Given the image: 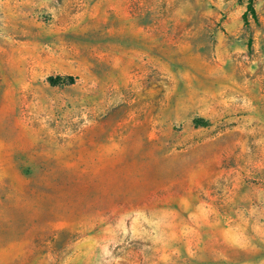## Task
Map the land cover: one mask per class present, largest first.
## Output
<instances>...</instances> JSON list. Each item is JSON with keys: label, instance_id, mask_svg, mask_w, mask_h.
Here are the masks:
<instances>
[{"label": "rangeland", "instance_id": "rangeland-1", "mask_svg": "<svg viewBox=\"0 0 264 264\" xmlns=\"http://www.w3.org/2000/svg\"><path fill=\"white\" fill-rule=\"evenodd\" d=\"M249 4L0 0V264H264Z\"/></svg>", "mask_w": 264, "mask_h": 264}, {"label": "trees", "instance_id": "trees-1", "mask_svg": "<svg viewBox=\"0 0 264 264\" xmlns=\"http://www.w3.org/2000/svg\"><path fill=\"white\" fill-rule=\"evenodd\" d=\"M253 1L254 0H250L249 9L251 10L253 16L256 17L255 16V11H254L253 6H252V2ZM59 79L61 80L60 82H63L65 84H68V83L71 84V83H74V81H75V77L74 76H65L63 78L60 77ZM50 81L52 82V84H54V85L56 84V81L54 80L53 77L50 78Z\"/></svg>", "mask_w": 264, "mask_h": 264}]
</instances>
